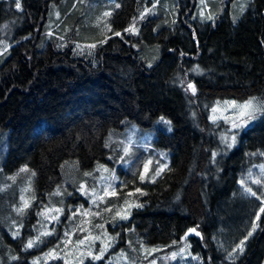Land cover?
Returning a JSON list of instances; mask_svg holds the SVG:
<instances>
[{
    "label": "trees",
    "instance_id": "obj_1",
    "mask_svg": "<svg viewBox=\"0 0 264 264\" xmlns=\"http://www.w3.org/2000/svg\"><path fill=\"white\" fill-rule=\"evenodd\" d=\"M74 1L23 0L25 8L13 12L22 28L0 50V137L6 138L0 179L25 166L35 173L27 225L14 228L17 235L8 230L6 214L20 202V192L13 204L0 193V264H33L55 248L59 237L38 235L43 221L38 223L37 212L51 193L100 163L114 165L106 146L111 134L131 123L150 129L160 116L173 130H158L153 145L168 150L172 162L145 185L128 219L113 220L123 230L120 253L131 259L121 264H264L263 192L256 186L252 196L240 184L252 165L264 161V114L238 131L237 144L218 157L214 149L222 148L219 135L228 125L208 117L218 100L264 98V0L247 7H237L243 0L223 6L208 0L212 13L202 17L200 0H119L104 35H93V49L76 46L98 27L78 17L68 23ZM52 4L61 9L55 19ZM145 9L156 12L140 18ZM130 26L135 31H125ZM191 82L195 93L187 87ZM23 175L17 180L23 182ZM192 228L200 235L185 236ZM246 236L243 251L233 252ZM188 242L191 253L172 259ZM143 247L159 250L141 258ZM69 254L42 264H119L109 254L67 260Z\"/></svg>",
    "mask_w": 264,
    "mask_h": 264
},
{
    "label": "rangeland",
    "instance_id": "obj_2",
    "mask_svg": "<svg viewBox=\"0 0 264 264\" xmlns=\"http://www.w3.org/2000/svg\"><path fill=\"white\" fill-rule=\"evenodd\" d=\"M8 4L0 6V50L7 47L14 36L16 30L22 26L20 25L19 18H17L14 11H21L25 8L23 0H20L21 8L17 9L15 6V0H7ZM63 5L69 0H62ZM208 0H200L202 6L199 7L198 14L202 17L205 15L206 11L208 14L212 13V8ZM251 0H243L242 3H248ZM204 3H207L206 5ZM237 7H238V3ZM53 12L52 18H58L61 14V9L58 4H52ZM116 5H119V0H75L72 8L70 9L71 15L67 18L68 23H72L73 19L77 17L87 21V23H95L97 25V32H91L90 35H86L88 40H78L76 41V46L82 47V49L88 48L93 49V47H88L89 45H95L93 36L97 33L104 35L105 26L109 22V17L114 12ZM234 5V4H233ZM226 5H224L225 7ZM151 12H156L153 9ZM109 12L111 15L104 17V13ZM203 12V15H201ZM107 28V27H106ZM194 84L193 82H191ZM191 91V90H190ZM192 92V91H191ZM193 93V92H192ZM252 98V97H251ZM258 101L264 102V98L255 97ZM248 100V99H247ZM236 101L237 104H242L246 100H235V99H224L214 102L208 112L209 120L218 123L222 122L228 125V129L225 133L219 135V141L222 148L214 149V157L219 155L228 154L233 147L237 144L239 133L238 131L245 130L250 127L255 121L264 114V112L258 113L256 118L249 121L247 125L241 128H233L232 121L238 116V110L234 108L227 107L225 102ZM213 108L217 111L213 112ZM215 116V120L213 119ZM163 117L165 121H170L165 116H160L154 126L150 129H143L136 123H131L121 134H111L107 139V148L110 150L108 158L116 162L111 163H100L96 168L91 169L90 172H84V178L78 179L79 181L74 183L66 182L64 185L67 188L59 185L51 193L49 203L46 204L44 209L37 212V221H43L41 228L39 229V237H43L42 233H47V236L55 235L58 238L56 242V247L47 250L45 253L38 255L32 260L33 264H42L49 261L54 256H64L68 255L67 260H78L74 259L75 255L80 256L84 254V260H97L93 259L94 256L100 255V250L105 244L110 245L107 247L106 251L100 259L109 254L113 256V260H116L119 264L123 260H131L130 257L126 258L121 255L122 247L120 243L124 241L123 230L117 228L113 220L121 221L125 220L117 216V212L121 215L126 214L129 218L131 214V209L134 206H138L139 197L145 193V185L155 182L171 165L172 158L171 153L165 149H157L153 145V141L157 136L158 130H164L171 132L173 130V125L170 121L169 123L162 122L160 118ZM238 122V121H237ZM235 135L236 140L234 143L231 142V136ZM117 137V138H116ZM112 138L114 140V145H112ZM6 138L4 135L0 137V158L5 154ZM227 141V142H226ZM228 143H232L231 147H228ZM130 147V152L125 155L123 149L125 146ZM163 153V155H161ZM121 155L117 158V155ZM123 157V159H121ZM151 160L149 166V172L145 180L141 181L139 179V173L143 171V165L145 162ZM167 165V168L159 176L155 175L157 165ZM27 171H19L7 174L2 172L5 177L0 179V193H8L10 199L14 200L19 194H15L16 191L20 192L19 203L10 206L9 212L6 214V218L10 223L9 231L15 233V229L20 226L22 231L26 228V210L24 208L23 212H17L18 208L22 207L23 201L21 197L23 196L25 200L28 201V206L31 204L33 199V171L27 166ZM107 169V171H105ZM0 170L1 160H0ZM24 181L20 182L17 180L18 177H22ZM88 173L89 175H85ZM15 177V179H12ZM155 177V179H153ZM244 184H241V181ZM256 180H260L261 183H255ZM72 182L73 180H67ZM13 184V185H12ZM69 184V187H68ZM240 184L246 191V188H253L258 186L264 193V161L251 166L240 179ZM12 185V186H11ZM81 185L84 186V190L81 191ZM139 188L140 192L136 189ZM107 191V194H106ZM115 194H112V193ZM12 193V194H9ZM14 196V197H13ZM6 203L10 204V200ZM47 215H41L46 210ZM55 209H61L62 211L56 212ZM24 215L21 219L20 216ZM52 217H56L53 219ZM20 221H22L20 223ZM63 223V228L60 232L57 226ZM53 226L54 230H53ZM12 228V229H11ZM30 232L34 231L32 226L29 227ZM17 231V230H16ZM60 233V234H59ZM59 234V235H58ZM22 235V232H21ZM99 237V239H96ZM112 238V239H109ZM36 239V238H35ZM84 241L80 244V241ZM188 247L186 252L191 253V243L188 242ZM58 246V247H57ZM144 249H154V247H143L140 249L141 258L149 256ZM91 251L92 256L86 255L87 252ZM52 252V256L46 254ZM196 259L197 256H194ZM83 260V259H79ZM123 264V263H122ZM135 264H143L142 262H136Z\"/></svg>",
    "mask_w": 264,
    "mask_h": 264
},
{
    "label": "snow or ice",
    "instance_id": "obj_3",
    "mask_svg": "<svg viewBox=\"0 0 264 264\" xmlns=\"http://www.w3.org/2000/svg\"><path fill=\"white\" fill-rule=\"evenodd\" d=\"M201 2L203 3V0H201ZM15 6L17 9H20L21 8V3H20V0H15ZM116 7H119V5H116ZM155 7V5H153V8ZM150 11L149 9H145V12H142L140 14V18H143V16L145 15L146 12ZM241 11H243V7H241ZM111 15V13L109 12H106L104 13V17H107ZM201 15H203V12H201ZM207 19H212V16L209 15L208 17H206ZM135 22V20H134ZM110 30V29H109ZM125 31H135V28L134 26H130V28L128 29H125ZM114 35H117V36H120L121 33L119 32H115ZM79 47V45L77 46ZM88 47H95V45H89ZM188 89H190L193 93H195L196 89H195V85L192 84V83H189L188 84ZM225 104L227 105V107H230V108H234V109H237L238 110V116L236 117L235 120L232 121V127L233 128H241L245 125L248 124L249 121L253 120L256 118V115L258 113H261V112H264V102H260L257 100V98L255 97H252V98H249L248 100H246L244 103L242 104H237L236 101H231V102H225ZM217 109L216 108H213V112H216ZM215 116H213V119L215 120ZM160 120L162 122H165V123H169L170 124V121H165L163 117L160 118ZM238 121V122H237ZM236 140V136L235 135H232L231 136V142L234 143ZM227 142V141H226ZM232 143H228V147H231L232 146ZM125 155H128L129 152H130V147L129 146H125L124 149H123ZM261 155H264V153H260ZM163 155V153L161 154ZM215 155V154H213ZM255 155V153L253 154ZM121 159H123V157H121ZM151 160L147 161L144 163L143 165V171L139 173V179L141 181L145 180L146 177H147V174L149 172V166L151 164ZM165 168H167V165H157V169H156V172H155V175L156 176H159L161 174V172H163L165 170ZM21 172H24V171H27V168H22L20 170ZM105 171H107V169H105ZM33 175H35V173H33ZM85 175H89L88 173H85ZM12 179H15V177H12ZM153 179H155V177H153ZM255 183L259 184L261 183L260 180H256ZM241 184H244V181L242 180L241 181ZM84 190V186L81 185V191ZM137 192H140V189L137 188L136 189ZM246 191L252 195V196H257V193L252 191L251 188H246ZM106 194H107V191H106ZM112 194H115L114 192ZM258 198H262V205H264V193H261V196L258 197ZM21 200L23 201V204H22V207L21 208H18L17 209V212H23L24 208H27L28 207V201L24 199V197L22 196L21 197ZM48 211H52V210H46L44 213H41V215H47V212ZM56 212H60L62 211L61 209H55ZM260 212L261 213H264V206H261L260 207ZM117 216H120V218L122 219H126L127 218V215L124 214V215H121V213L117 212ZM53 219H55L56 217H52ZM259 214H257V219H259ZM256 228V224L253 223V230H255ZM189 233H195L196 235H200L199 232L196 231V229L192 228V229H189L187 233H185V236H187ZM18 233H14V235H17ZM47 233H42L41 235H46ZM252 235V232L250 231L248 233V236H251ZM248 237L246 236L244 240H241L240 243L236 246V248L233 249V252L239 250L240 252L243 251V245L245 243V240L247 239ZM96 239H99V237H96ZM109 239H112V238H109ZM36 240H39V237H37L35 240H29L28 243L25 245V247L27 248H30L33 246L34 243H36ZM80 244H83L84 241H80L79 242ZM173 243L175 244L176 241H173ZM110 245L108 244H105L104 247L100 250V255H97V256H94L93 259H100L101 256L103 255V252L106 251L107 247H109ZM188 247V245L186 244L185 245V248H181L179 253L177 252H173L171 254V258L172 259H175L178 255H182L186 248ZM159 249H144V251L150 255L152 252L154 251H158ZM48 256H52V252L46 254ZM86 255L88 256H92V253L91 251L87 252ZM12 259H15V257H13ZM152 264H155V261L152 262Z\"/></svg>",
    "mask_w": 264,
    "mask_h": 264
},
{
    "label": "crops",
    "instance_id": "obj_4",
    "mask_svg": "<svg viewBox=\"0 0 264 264\" xmlns=\"http://www.w3.org/2000/svg\"><path fill=\"white\" fill-rule=\"evenodd\" d=\"M218 1H220L219 5H222V4L224 3L225 0H218ZM240 1H241V0H240ZM238 5H242V6H243V5H245V2L242 3V4L239 3ZM222 6H223V5H222ZM239 7H240V8H238V10L241 9V6H239Z\"/></svg>",
    "mask_w": 264,
    "mask_h": 264
},
{
    "label": "bare ground",
    "instance_id": "obj_5",
    "mask_svg": "<svg viewBox=\"0 0 264 264\" xmlns=\"http://www.w3.org/2000/svg\"><path fill=\"white\" fill-rule=\"evenodd\" d=\"M31 20V19H30ZM44 20V19H43ZM40 27V26H39ZM103 62V61H102Z\"/></svg>",
    "mask_w": 264,
    "mask_h": 264
}]
</instances>
